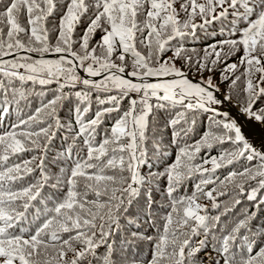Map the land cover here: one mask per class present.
Listing matches in <instances>:
<instances>
[{
  "label": "snow or ice",
  "instance_id": "obj_1",
  "mask_svg": "<svg viewBox=\"0 0 264 264\" xmlns=\"http://www.w3.org/2000/svg\"><path fill=\"white\" fill-rule=\"evenodd\" d=\"M240 117L264 127V0H0V264H264Z\"/></svg>",
  "mask_w": 264,
  "mask_h": 264
},
{
  "label": "trees",
  "instance_id": "obj_2",
  "mask_svg": "<svg viewBox=\"0 0 264 264\" xmlns=\"http://www.w3.org/2000/svg\"><path fill=\"white\" fill-rule=\"evenodd\" d=\"M84 27H86V25H82L81 26V29H80V31L82 32V30H83V28ZM96 39L98 40L99 39V34H97V36H96ZM206 43H211V41L209 40V41H203V40H197V41H189L185 46L187 47V48H196V49H203V47L205 46V44ZM167 55H169V56H171L172 55V53L171 52H168L167 53ZM233 59H236V57H234ZM231 62H233L232 60H230L229 61V63H231ZM189 74H191V75H193V73H189ZM217 79H219V74H217ZM227 84H224V83H221V85L220 86H222L223 87V89L226 91V89L224 88L225 86H226ZM217 151L218 150H214V151H212V155H216L217 154ZM171 154L174 156V154H175V149H173V150H171ZM30 153H26L25 155H24V158L25 159H27V158H29L30 157ZM232 170V168L231 167H229V168H225V169H220V170H218V175L221 177V178H223V176L224 175H226L227 174V172L228 171H231ZM195 183V181H189L188 182V184L186 185V188L185 189H183L181 192H182V194H183V192L184 191H187L189 194H190V192H191V190H192V185ZM209 187H211V185L209 186ZM230 197L229 196H222V197H220L219 198V203L221 204V205H223V204H225V203H228V202H230ZM242 199V203L240 204V205H238V206H236V208L233 210V213H232V215H235L236 213H239L242 209H244V208H249L250 210H255V209H253L252 208V206L249 204V202L246 200V197H242L241 198ZM202 204H206V205H208L209 206V208H210V204H211V202L209 201V200H207V199H202L201 201H200ZM223 211H224V209H223V207H221L220 209H219V212L220 213H223ZM218 214V212H217V210H215V209H212L211 211H210V215H213V216H215V215H217ZM261 217L262 218H258L257 219V221L255 222V223H264V212H262L261 213ZM223 219H228V216H224L223 217ZM143 248H144V251H145V254H147V246H142Z\"/></svg>",
  "mask_w": 264,
  "mask_h": 264
},
{
  "label": "water",
  "instance_id": "obj_3",
  "mask_svg": "<svg viewBox=\"0 0 264 264\" xmlns=\"http://www.w3.org/2000/svg\"><path fill=\"white\" fill-rule=\"evenodd\" d=\"M190 75V74H189ZM199 78L198 76L196 77ZM221 92H224L221 89ZM233 113H236V109L233 107ZM240 123L243 125V129L248 137L255 141L256 145L259 146L261 142V137L264 136V127L260 126L256 122H248L243 117H240Z\"/></svg>",
  "mask_w": 264,
  "mask_h": 264
},
{
  "label": "rangeland",
  "instance_id": "obj_4",
  "mask_svg": "<svg viewBox=\"0 0 264 264\" xmlns=\"http://www.w3.org/2000/svg\"><path fill=\"white\" fill-rule=\"evenodd\" d=\"M191 75V74H190ZM227 90V85L224 87ZM221 89L225 92V90L223 89V87L221 86ZM182 194V192H181ZM204 200V199H203Z\"/></svg>",
  "mask_w": 264,
  "mask_h": 264
}]
</instances>
